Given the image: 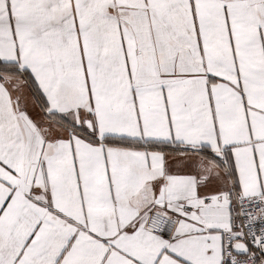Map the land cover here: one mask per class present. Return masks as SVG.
<instances>
[{"label":"crops","instance_id":"obj_1","mask_svg":"<svg viewBox=\"0 0 264 264\" xmlns=\"http://www.w3.org/2000/svg\"><path fill=\"white\" fill-rule=\"evenodd\" d=\"M239 194L264 197V0H0V264H231Z\"/></svg>","mask_w":264,"mask_h":264},{"label":"built area","instance_id":"obj_2","mask_svg":"<svg viewBox=\"0 0 264 264\" xmlns=\"http://www.w3.org/2000/svg\"><path fill=\"white\" fill-rule=\"evenodd\" d=\"M233 227L224 232V253L231 264H264V197L235 195ZM212 199L209 198L208 202ZM191 212L193 209L185 206ZM144 227L152 234L174 241L178 227L177 218L159 210H151ZM244 244L247 253H239L236 248Z\"/></svg>","mask_w":264,"mask_h":264},{"label":"water","instance_id":"obj_3","mask_svg":"<svg viewBox=\"0 0 264 264\" xmlns=\"http://www.w3.org/2000/svg\"><path fill=\"white\" fill-rule=\"evenodd\" d=\"M236 250L239 253H247V251H248L246 246L244 244H242V243L237 246Z\"/></svg>","mask_w":264,"mask_h":264}]
</instances>
